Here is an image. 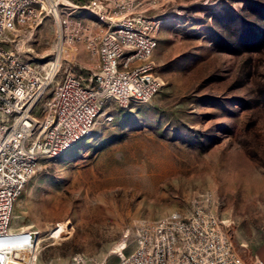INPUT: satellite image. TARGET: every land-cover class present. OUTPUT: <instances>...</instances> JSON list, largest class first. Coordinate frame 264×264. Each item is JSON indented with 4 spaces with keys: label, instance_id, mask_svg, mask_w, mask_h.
Returning a JSON list of instances; mask_svg holds the SVG:
<instances>
[{
    "label": "rangeland",
    "instance_id": "1",
    "mask_svg": "<svg viewBox=\"0 0 264 264\" xmlns=\"http://www.w3.org/2000/svg\"><path fill=\"white\" fill-rule=\"evenodd\" d=\"M124 1L119 16L153 22L163 86L148 102L108 105L90 137L42 161L14 211V226L41 231L33 264H120L142 222L187 216L205 193L241 256L264 261V0ZM57 22L13 38L44 74ZM69 24L65 59L97 70L91 46L104 25L87 10Z\"/></svg>",
    "mask_w": 264,
    "mask_h": 264
},
{
    "label": "built area",
    "instance_id": "2",
    "mask_svg": "<svg viewBox=\"0 0 264 264\" xmlns=\"http://www.w3.org/2000/svg\"><path fill=\"white\" fill-rule=\"evenodd\" d=\"M53 0H41V11L28 9L23 22H30V29L38 27L50 15H58L57 54L50 62L49 74L38 73V66L26 59L23 49L17 41H11V34L21 35L18 30L8 29V19H12L13 8L21 0H0V43L8 42L9 50H0V232L5 233V243H0V264H33L34 255L40 245L41 231L33 226L27 227V234H20V226H14L15 206L20 198V187H26L37 174L42 157L50 149H58L66 142H72L79 136V129L94 128L91 114L100 107V100L107 88L118 87L113 103L125 105L128 99H153L159 92L152 84L153 66L148 79H141V70L137 75H120L114 72V56L120 54L115 49L117 39H129V36H114L110 30H102L92 41V52L103 51L104 59L99 60L100 71L84 72L76 63L66 60L64 55L69 42H75L74 28L69 24V9L73 6H90L100 9L112 22H129L139 28L141 42H138L139 56H150L152 47L148 32L144 31L145 17L119 16L121 10L129 7L124 0H110V7H103L101 0H63V8L53 10ZM65 18V19H64ZM99 37H106V44H99ZM130 40V39H129ZM129 62H135L130 60ZM58 81V82H56ZM57 83L53 96L44 104L42 100L50 87ZM63 82H71V89H63ZM112 103V104H113ZM8 114H18V126H10ZM74 120L71 132H63L60 138H50L53 122ZM14 153H25V161H13ZM210 199L197 203L202 206L198 214L200 239H204V251L201 256H192L197 240H193L192 231L185 229L184 235H175L172 229L162 226V237L174 236V246L170 249L155 247V235L146 234V228L136 229L135 248L120 264H140L142 247L152 242L153 259L150 264L176 263V244L185 243L190 255L189 264H264L262 260L247 262L236 250L230 233V224H217L216 215H209ZM191 210H195L192 206ZM201 216H208L209 225L201 224ZM182 214L174 217L185 226ZM8 236H16L15 244H8ZM27 257V258H25ZM70 264H104L98 259L72 261Z\"/></svg>",
    "mask_w": 264,
    "mask_h": 264
},
{
    "label": "bare ground",
    "instance_id": "3",
    "mask_svg": "<svg viewBox=\"0 0 264 264\" xmlns=\"http://www.w3.org/2000/svg\"><path fill=\"white\" fill-rule=\"evenodd\" d=\"M103 7H110V0H101ZM132 5V4H131ZM28 9L34 11H41V0H21V3L16 4L13 8L12 19H8V29L18 30L21 25V32L26 28H30V22H23L24 14ZM137 7V6H136ZM53 10H60L63 8V0L52 1ZM87 10L91 11L97 17L98 21L104 25L102 30H110L114 36H129V39H117L115 41V49L120 51V54L114 56V72L120 75H137L141 70V79H148L150 75V68H143V66H153L152 70V84L156 92H160L163 82L157 75V66L153 59L155 49L157 47V40L154 35V25L149 19H145L144 31L148 32L149 40L152 45L150 49V56H139L138 42H141V31L135 26L129 25V22H112L107 15L100 14V9L90 6H73L69 9V16L73 15L77 11ZM58 15H50V17H56ZM159 28V27H158ZM158 30V29H157ZM14 35L11 34V41H14ZM99 44H106V37H99ZM0 50H9L8 42L0 43ZM95 56L98 61V69L94 71H100L99 60L104 59L103 51H95ZM135 60V62H129ZM38 73L44 74L38 70ZM49 74V71L46 73ZM63 89H71V82H63ZM118 94V87L107 88L100 100V107L95 108V114H91V125H96L98 118L106 109V107L113 103V98H116ZM144 103L150 101L147 98L128 99L125 101V105L130 102ZM8 123L10 126H18V114H8ZM74 127V120L55 121L50 127V138H60L63 132H71ZM95 128V127H94ZM94 128H81L79 129V136L74 137L72 142H66L58 149H50L46 155L42 157V161L47 158H58L74 147L77 143L83 139L90 137L94 131ZM13 161L24 162L25 153H14ZM26 187H20L19 196H21ZM203 199H210L209 215H216L217 224H229L227 221L220 219L215 211V201L212 194H203ZM202 202V196L200 199L194 202L195 210H192L185 217V226L181 225L179 221L174 219L156 221V222H142L139 229L146 228V234L155 235V247H163V249H170V246H174V236L166 235L162 237V226L167 229H172L175 235H184L185 229L192 231L193 240H197L195 249H192V256H201L204 251V239H200V228H195V224L198 223V214H202V206H197V203ZM0 208H3V201H0ZM201 224L209 225L208 216H201ZM67 224H64L58 231L60 235L67 232ZM20 234H27V227H20ZM0 243H5V233L0 232ZM16 236H8V244H15ZM120 250V249H119ZM142 257H140V264H150L153 259L152 242H145L142 247ZM123 257L124 254L122 253ZM27 258V257H25ZM74 261H87L83 256L78 255ZM190 255L186 252L185 243L176 244V263L173 264H189Z\"/></svg>",
    "mask_w": 264,
    "mask_h": 264
}]
</instances>
